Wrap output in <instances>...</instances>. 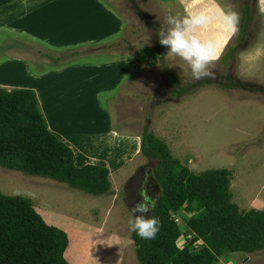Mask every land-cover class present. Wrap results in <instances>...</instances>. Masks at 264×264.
<instances>
[{"label": "rangeland", "instance_id": "374dc122", "mask_svg": "<svg viewBox=\"0 0 264 264\" xmlns=\"http://www.w3.org/2000/svg\"><path fill=\"white\" fill-rule=\"evenodd\" d=\"M104 1L124 23V29L120 27L123 30L120 37L113 42L104 40L106 43L102 46L89 49H82L83 46L59 47L69 48L63 54L49 47L60 45L23 44L30 42L1 25L5 18L4 8H0L2 87L8 90L30 88L37 81L44 84L59 81L61 76L86 75L93 69L87 64L91 57L78 58L85 52L124 54L134 58L142 48H156L161 53L159 63L151 66L135 64V89L118 93L122 110L127 113L123 121L125 128H133L136 136L143 132L145 125L148 126L150 132L167 144L178 165L193 174L213 169L229 170L228 190L239 211L264 213V0L258 1L253 20L247 22L246 32L249 33L238 41L235 40L238 31L229 35L215 24L210 25L211 34H204L208 37L201 35V30L198 32L201 39L216 41L219 55L210 68L213 76L201 79H195L190 67L180 58L168 55L169 49L159 43V31L165 27L162 21L168 15L182 18L200 11L216 14L219 6L235 10L240 16V24L242 12L248 8L244 2L251 4L253 0ZM50 7L55 9L53 5ZM70 10H64L65 14L71 13ZM74 26L86 27L85 33L92 35L103 30L91 31L89 25L82 26L79 21L66 25L68 29ZM20 43L24 45L23 49ZM232 45L235 49L231 58L223 61L222 57ZM16 49L21 50V59H16L20 56ZM32 57L51 64L34 62L30 59ZM67 59L69 64H64ZM171 75L179 76L177 85ZM186 84H193L190 91L184 95L173 94L174 89ZM226 84L234 87H225ZM129 90L135 92V107L125 97ZM103 104L105 106V102ZM130 108L135 109L134 114ZM99 116L97 112L96 119ZM97 121L94 119L89 128L104 130L109 127L107 120ZM92 138L96 139L95 143L88 146L81 141L75 142L76 138L71 141L79 157V166L85 163V158L93 161L91 164L106 165L111 181L107 193L90 195L65 182L2 166L0 193L29 198L46 223L65 232L69 240L65 256L70 264H140L133 232L129 230V221L133 219L130 209L141 200L142 186L147 188L149 196L156 198L160 195L161 186L151 174L157 160L141 152L142 135L129 137L107 133ZM108 144L112 148L110 152ZM85 153L88 156L82 155ZM150 214L151 211L147 215ZM181 243L184 244L180 238ZM226 257H218L215 264H264V248L252 253L236 252L229 255V259Z\"/></svg>", "mask_w": 264, "mask_h": 264}, {"label": "trees", "instance_id": "16d2710c", "mask_svg": "<svg viewBox=\"0 0 264 264\" xmlns=\"http://www.w3.org/2000/svg\"><path fill=\"white\" fill-rule=\"evenodd\" d=\"M244 13L241 32L250 9L245 7ZM234 49L230 46L222 60L230 59ZM160 56L156 48L145 47L134 59L137 65L151 66ZM171 78L177 85L179 76ZM192 87L186 84L173 94L184 95ZM74 149L49 128L36 91L0 86V166L65 182L90 195L107 193L109 170L100 164L78 166ZM141 152L157 160L151 174L162 191L149 216L160 220L155 239H141L133 232L140 264H215L220 256L264 248V213L239 211L228 190L229 170L191 173L146 125ZM195 243L197 249H190ZM68 244L65 232L46 223L29 198L0 193V264H70Z\"/></svg>", "mask_w": 264, "mask_h": 264}, {"label": "crops", "instance_id": "0c3cea01", "mask_svg": "<svg viewBox=\"0 0 264 264\" xmlns=\"http://www.w3.org/2000/svg\"><path fill=\"white\" fill-rule=\"evenodd\" d=\"M52 5L55 9L50 7ZM41 6L44 7L40 8ZM0 8H4L3 17L5 18L2 19L1 25L16 34H21V39L30 42L23 44L27 46L36 42L44 46H48L50 43L60 45L57 47L49 45V47L61 54L66 53L69 48L58 49L59 47L83 46L82 49H89L102 46L106 43L103 42L104 40L110 42L109 39H111L113 42L123 33L120 27L124 29V23H121L119 15L104 0H0ZM67 9H71V13L65 14L64 10ZM46 11L49 13L45 14ZM72 21H79L82 26L89 25L91 31L100 28L103 30L92 35L85 33L84 28L86 27L74 26L68 29L66 25ZM77 32H80L78 36ZM23 44L20 43L21 49L24 48ZM16 50L20 52V56L16 59H21V50ZM36 53L40 55L38 52ZM82 54L78 58L91 57V61L87 64L93 70L86 75L61 76L59 81L44 83L46 91L44 84L39 81L29 88L36 91L49 128L72 148V138H76L75 142L81 141L84 146H88L91 142L95 143L96 139L92 137H100L107 133H116L118 136L128 135L129 137L142 135L141 133L134 136L133 128H125L126 123L123 121L127 113L122 110L121 103L118 101L120 90L135 89L136 77L133 73L135 59L124 54L113 55L95 52ZM43 57L46 56L43 55ZM30 59L37 63L51 64L49 61L38 60L35 57ZM64 64H69L68 59ZM55 82L59 83L55 85ZM0 86L2 85L0 84ZM131 90L125 97L130 100L131 106L135 107V92ZM122 105L125 104L122 103ZM130 109L134 114L135 109ZM97 112L100 115L98 119H96ZM94 119L98 120L97 122L101 119L107 120L109 127L104 130H92L89 125ZM108 145V152H110L112 148L110 144ZM74 151L75 161L79 166L77 163L79 157L75 149ZM96 154L98 155V153ZM82 155L88 156L86 153ZM101 159L103 160V158ZM90 162L93 163L90 159L85 158L84 164Z\"/></svg>", "mask_w": 264, "mask_h": 264}, {"label": "clouds", "instance_id": "9594fccd", "mask_svg": "<svg viewBox=\"0 0 264 264\" xmlns=\"http://www.w3.org/2000/svg\"><path fill=\"white\" fill-rule=\"evenodd\" d=\"M157 20L160 21L158 18ZM239 21L240 16L235 10H225L219 6L216 14L200 11L182 18L168 15L162 21L165 27L159 31V43L169 49L168 55L183 60L190 67L195 79L212 77L210 68L219 59L217 43L212 39H201L198 32L215 24L222 31L234 35L238 31ZM144 184H147V178ZM139 194L141 200L134 203L130 209L133 219L129 221V230L141 239H155L160 230V220L147 214L154 209L156 200L147 194L145 186L141 187ZM196 243L192 249H197Z\"/></svg>", "mask_w": 264, "mask_h": 264}, {"label": "flooded vegetation", "instance_id": "af4514ba", "mask_svg": "<svg viewBox=\"0 0 264 264\" xmlns=\"http://www.w3.org/2000/svg\"><path fill=\"white\" fill-rule=\"evenodd\" d=\"M258 1H259V0H253V2H251V4H250V3H247V2H244V4H245L246 6H248L249 9H251V10H250V13H249V19H250V21L253 20L254 11H255L256 8H257ZM244 14H245V13L242 12V19H243V17H244ZM242 26H243V21H241V23L239 24V28H240V29L238 30V32H237V37H236V39H235V40H237V41H238L239 38H243L244 34H248V33H249L248 31L246 32V28L248 27V25L246 26V28H244V31H243V32H241ZM249 28L251 29L252 27H249ZM241 33H242L243 35H242Z\"/></svg>", "mask_w": 264, "mask_h": 264}, {"label": "water", "instance_id": "95a60500", "mask_svg": "<svg viewBox=\"0 0 264 264\" xmlns=\"http://www.w3.org/2000/svg\"><path fill=\"white\" fill-rule=\"evenodd\" d=\"M208 9H211V6H206ZM210 29L211 27L208 26L207 28L205 29H201V35L203 34L204 37H208L207 35H204V34H211L210 32Z\"/></svg>", "mask_w": 264, "mask_h": 264}]
</instances>
